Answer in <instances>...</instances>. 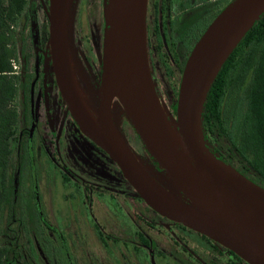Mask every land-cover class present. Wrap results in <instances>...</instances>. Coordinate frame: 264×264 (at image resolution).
Listing matches in <instances>:
<instances>
[{
    "label": "water",
    "instance_id": "water-1",
    "mask_svg": "<svg viewBox=\"0 0 264 264\" xmlns=\"http://www.w3.org/2000/svg\"><path fill=\"white\" fill-rule=\"evenodd\" d=\"M72 3L46 0L43 8L54 80L77 126L155 211L210 236L250 264H264V188L216 157L204 142L200 124L214 75L264 10V0H229L200 32L181 71L174 114L159 101L148 68L146 0H103L100 92L96 109L91 108L69 59ZM113 97L167 174L168 187L142 166L112 120Z\"/></svg>",
    "mask_w": 264,
    "mask_h": 264
},
{
    "label": "flooded vegetation",
    "instance_id": "flooded-vegetation-1",
    "mask_svg": "<svg viewBox=\"0 0 264 264\" xmlns=\"http://www.w3.org/2000/svg\"><path fill=\"white\" fill-rule=\"evenodd\" d=\"M228 1L146 0L145 44L148 68L156 95L160 102L168 106L170 112L174 113L181 71L191 47L216 13L213 11L214 8L217 6L220 9ZM36 2L45 14L43 5L46 0H36ZM102 2L103 0L86 2L90 36L93 38L97 36L99 50L103 30ZM97 5H99L100 29L96 26L92 13ZM47 35V25L44 28L40 27L37 43L33 49L34 70L22 90L24 99L23 106L19 109L21 120L17 135L20 137L18 138L20 147L24 146L26 160L31 170L35 168V175L32 171L30 184L31 204L35 208L37 218L43 223V229L54 232L61 239L60 244L65 254L67 243L61 237L58 222H50L44 217L41 202L43 193L39 192L38 176L42 178L41 187L44 189V180L47 179L45 182L48 184L49 177H54L51 173L53 170L58 171L60 179L69 185L64 195V201L67 200L64 214L67 210V215H72L78 205L71 201L73 195L70 193V184L72 183L78 190L76 193L80 198L79 203L83 204L84 215L92 222V227L96 231L99 243L97 244L98 264H109L105 260H108L110 246L114 243L117 246L122 244L123 249L118 247L119 249L116 248L114 252L115 262H119L117 256L120 255L121 264H161L158 263L160 260H165L167 264L169 262L250 264L235 251L210 236L158 213L135 192L117 164L77 126L66 108L55 83L49 53L46 50ZM76 46L79 51V42ZM68 48L71 68L78 82L70 54V42ZM94 55L97 61L92 63L84 51L79 53L88 71V77L96 83H91L93 87L89 85L90 91L86 90L84 83H76L93 110L96 109L98 102L101 71V63L95 51ZM47 62L50 64V69L46 66ZM118 114L120 121L116 125L125 136L133 153L141 156L142 166L163 185L167 187L171 185L167 181L168 176L165 171L144 147L122 111L121 104L116 97H113L110 103V115L114 122ZM206 144L219 158L260 186V176H257L253 168L248 167L245 160L229 159V154L221 153L207 139ZM35 160L38 162L35 163ZM46 162L49 163L47 166ZM153 167L155 170L152 169ZM178 193L185 198L182 191ZM117 213H120V217L123 216V220L126 221L119 223ZM102 214L108 217L101 220ZM70 244L73 248L77 247L72 241ZM101 249L106 250V253L103 254ZM88 264L93 262L88 261Z\"/></svg>",
    "mask_w": 264,
    "mask_h": 264
},
{
    "label": "rangeland",
    "instance_id": "rangeland-1",
    "mask_svg": "<svg viewBox=\"0 0 264 264\" xmlns=\"http://www.w3.org/2000/svg\"><path fill=\"white\" fill-rule=\"evenodd\" d=\"M86 2L87 0L73 1L71 6V25L68 37L70 42V54L78 83H84L86 90L90 91L88 88L89 85L93 87L91 83L96 82L88 77V71L86 70L84 63L81 61L79 53L84 51V53L88 55L90 61L95 63L97 60L94 51L99 59V51L101 48L99 50V46L97 45V36L95 37L94 35L95 38L90 36V24L87 18ZM214 9L215 10L213 11H216V13L220 10L217 6ZM92 13L94 15L96 26H98L99 5L94 7ZM207 19H209V17H207ZM211 19L212 18H210V20ZM205 22H207V20L204 21V24ZM204 24H202V26H204ZM46 25L47 18L40 5L37 4L36 0H27V4L17 18L12 31L15 44V56L12 58L14 66L12 64V68L14 73L27 80L31 78L34 70L33 49L37 43L36 39L39 33V28H44ZM98 28L100 29L99 26ZM77 41L80 46L79 51H77ZM46 50H48L47 40ZM46 66L50 69L49 62H47ZM229 93L225 99L224 108L228 106L232 97L236 94L233 89L232 91L230 90ZM162 104L168 109V106L165 103ZM17 107L20 109L21 105L19 106V104H17ZM20 120L21 117L13 127L12 134L8 141L11 150L6 167L5 201H3L0 209V244L9 245L12 243L18 245L16 248L18 251V259L20 261H26L28 264H88V261H92L93 264H98L99 248L97 247V244L99 243L96 238V231L92 227V222L84 215L83 204L79 203L80 198L78 193H76L78 190L72 183L70 184V193L73 195L71 201L73 204L75 203L78 205L74 208L72 215H67V210L64 214V210L66 209L65 203L67 202V200L66 202L64 201V195H66L65 192L68 190L67 186L69 185L65 184L60 179L59 172L56 170L51 172L54 177H49L50 182L48 184L45 182L47 179L44 180V189L41 187L42 178L38 176L39 192L40 194L43 193V200H41V202L44 217L50 222H58V226L61 229V237L64 242L67 243L66 254L60 244L61 239H59L54 232L45 231L43 229V223L37 218L35 208L31 204L32 195L30 192L31 177L33 176L32 171L34 172L35 168L31 170L29 163L26 160L24 146L21 148L19 145L18 138L20 137L17 135V132ZM119 121L120 116L118 114L115 117L116 124H119ZM138 156L142 159L139 154ZM34 162L37 163L38 161L35 160ZM48 164L49 163L46 162L45 165L47 166ZM152 169L155 170L154 167ZM104 214L100 216L101 220L108 217ZM117 215L119 217V223L126 221V219L123 220V216L120 217V213H117ZM18 219H21V224H24L23 226L17 222ZM113 219L115 218L113 217ZM66 229L68 232H66ZM70 241L74 242L77 247L73 248ZM121 246L122 244H119L118 246L115 243L111 244L110 256L108 260L105 261H108L109 264H121V256L118 255L117 258L119 262H115L116 255L114 253L115 249L118 247L123 249ZM101 252L105 254L106 250L101 249ZM159 262H161V264H167L165 260H160L158 263ZM168 264L172 263L169 262Z\"/></svg>",
    "mask_w": 264,
    "mask_h": 264
},
{
    "label": "trees",
    "instance_id": "trees-1",
    "mask_svg": "<svg viewBox=\"0 0 264 264\" xmlns=\"http://www.w3.org/2000/svg\"><path fill=\"white\" fill-rule=\"evenodd\" d=\"M26 4L27 0H0V209L5 201L8 141L20 118L17 104L23 105L22 90L28 82L14 73L11 63L13 26ZM232 89L236 94L224 108ZM200 124L205 144L207 139L229 159L245 160L264 188V10L214 75L202 103ZM17 222L21 224V219ZM17 246L0 244V264H28L18 259Z\"/></svg>",
    "mask_w": 264,
    "mask_h": 264
},
{
    "label": "built area",
    "instance_id": "built-area-1",
    "mask_svg": "<svg viewBox=\"0 0 264 264\" xmlns=\"http://www.w3.org/2000/svg\"><path fill=\"white\" fill-rule=\"evenodd\" d=\"M11 63L13 64V61H11ZM13 66H14V64H13Z\"/></svg>",
    "mask_w": 264,
    "mask_h": 264
}]
</instances>
